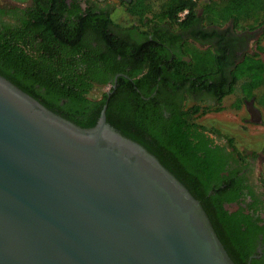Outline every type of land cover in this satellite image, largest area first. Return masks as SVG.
Returning a JSON list of instances; mask_svg holds the SVG:
<instances>
[{
    "label": "trees",
    "instance_id": "16d2710c",
    "mask_svg": "<svg viewBox=\"0 0 264 264\" xmlns=\"http://www.w3.org/2000/svg\"><path fill=\"white\" fill-rule=\"evenodd\" d=\"M120 6L134 22L114 23L110 6L84 10L80 0H30L19 14H13V22L0 27V74L81 127L94 126L106 104V121L153 153L199 200L234 263L264 264L252 256L259 233L264 240V199L244 184L235 168L225 166L229 157L243 164L246 156L232 137L229 143L236 157L198 144L204 134L197 131L203 124L196 117L221 106L181 109L182 116L174 115L173 109L172 117L164 121L154 108L161 100L156 97H162V86L178 77L183 85H191L184 88V98L194 87L216 96L217 104L228 94L235 96L231 102L235 108L250 97L264 104V0H120ZM160 23L185 29L200 25L189 31L182 44L189 61L168 51L165 44L172 46L174 39ZM225 24L234 31L258 29L253 51L230 58L228 39L214 29L208 31ZM133 27L141 39H133ZM215 33L214 43L208 35ZM191 36L205 41L207 47L193 45L187 39ZM104 69L124 72L132 81L119 75L110 93L97 98L90 89ZM157 85V96L149 100L135 90L148 96ZM248 194L250 201L245 200ZM230 202L238 207H225Z\"/></svg>",
    "mask_w": 264,
    "mask_h": 264
},
{
    "label": "water",
    "instance_id": "95a60500",
    "mask_svg": "<svg viewBox=\"0 0 264 264\" xmlns=\"http://www.w3.org/2000/svg\"><path fill=\"white\" fill-rule=\"evenodd\" d=\"M105 107L81 127L0 74V264H235L199 200Z\"/></svg>",
    "mask_w": 264,
    "mask_h": 264
},
{
    "label": "flooded vegetation",
    "instance_id": "af4514ba",
    "mask_svg": "<svg viewBox=\"0 0 264 264\" xmlns=\"http://www.w3.org/2000/svg\"><path fill=\"white\" fill-rule=\"evenodd\" d=\"M120 1V0H119ZM118 1V2H119ZM26 5H18V4H10L9 2H6L5 0H0V27L2 28V25L5 22H13L14 18L12 17L13 14H19V9L27 6ZM80 5L82 9H86L87 6H94V7H105L109 6L108 4H103L101 2H98L96 0H80ZM118 6V5H117ZM120 6V2H119ZM16 7L17 9L16 12L12 11L9 12L8 10ZM110 11H113L111 7L109 8ZM9 12V13H8ZM187 12V9L185 11H180L179 12V17H183ZM114 23H117L114 21ZM120 23V22H118ZM161 25V26H160ZM160 27L162 30L165 31V34H167L169 37H172L174 41L172 42V46L169 45V43H166L165 45L169 48L168 51H172V53L176 52L180 55V58L184 61H189V56L186 55L184 52H182V44L184 40L186 39L187 36H190L189 31L193 29V27H200L198 23H193L187 29L181 28V27H175V25L171 24H166V23H160ZM114 29H117L113 26ZM231 28V29H230ZM209 32H220L223 34L226 39H228L226 46H228L227 53L229 57H233L235 54H242V52H251L253 51L252 47L249 46L250 41H255L258 37V34L255 32L258 31L257 29L253 30H239V31H234L232 27L228 28V24L222 25V26H213L208 28ZM212 29H214L212 31ZM115 31H120V30H115ZM122 32V31H121ZM133 33V39H141L140 33H138L137 29L134 27L130 31ZM192 33V32H191ZM254 34V35H253ZM209 40L215 43L216 38V33L215 35L211 36L210 34ZM234 36V37H233ZM234 38V40H233ZM193 45L205 48L207 47V43L204 41V44L201 40L191 36L187 38ZM229 42V43H228ZM96 42L93 41V44ZM231 60V59H230ZM128 69V68H125ZM119 75H123L125 78H127L128 81H132V77H130L128 74L124 72H114L112 73L111 71H108L107 69H104V71L100 72V80H93L92 87L90 89L91 95L100 98L104 93H110L111 89L116 86L117 83V78ZM103 79V80H102ZM104 80H106L104 82ZM150 84V83H149ZM165 86H162L163 92H162V97L159 94L157 96V88L158 85L155 88H150L148 87L146 90H149V95L144 96V94L140 91L139 88H135L136 91L140 92V96L144 97V99H150L152 96L156 95L157 100L154 104L157 106H154L155 109H157V112L160 114L161 119L164 120H169L172 117V111L174 109V115H181L180 110L183 109H188V108H193V107H198L199 109L204 108V107H216L217 105V97L211 95L209 92L206 90L200 91L194 90V87L191 89L192 92H190V95L188 97H183L184 96V88L189 87L188 82H185V84H182V81L180 77H178L177 81L175 82V79L171 78L168 84H164ZM134 87V86H133ZM230 95V94H228ZM150 97V98H149ZM155 97V96H154ZM252 99V102L248 104L247 102ZM222 100V99H221ZM220 100V101H221ZM219 101V102H220ZM244 105V108L248 112V118L257 123V124H262L264 126V117L262 114V110L264 108V104L259 103L256 101L255 98L250 97V98H244L242 106ZM254 107V108H253ZM198 114V113H195ZM205 113L201 114L202 116ZM182 116V115H181ZM200 116V115H198ZM197 116V117H198ZM196 117V118H197ZM196 122L197 119H195ZM201 125L203 123L198 122ZM197 131H201L204 135L200 136L201 140H198V144L202 145L207 144L211 148H217L221 149L222 151L226 152L227 154L232 153L234 154L233 147L229 143V138L231 135H226L217 130V128L213 127H208L205 124L202 126H197ZM199 137V139H200ZM234 140V139H233ZM262 145H260L257 148H251L250 150L248 149L247 151H242V154L246 156V162L241 164V162L237 159H232L228 158L225 162V166L228 167V164H230V168H235L237 170V175L242 176L244 178V184L246 186L252 187L256 192L260 193L261 197L264 199V192L259 189L257 185H255L254 178L256 177V174L253 172L252 165L254 163L255 158H260L262 160L261 156L264 154V150H262ZM235 156V154L233 155ZM236 157V156H235ZM226 173V170L224 171ZM246 201L251 200L250 194L245 197ZM231 204H236L235 208H232L230 210L236 209L237 203L235 202H230ZM241 204H244L243 202ZM226 207V204H225ZM264 215V213L262 214ZM254 251L255 254H252V256H256L257 258H260L262 261H264V253L262 251L264 250V240L262 238V235L259 233L258 237L254 240ZM256 252L258 254H256Z\"/></svg>",
    "mask_w": 264,
    "mask_h": 264
},
{
    "label": "rangeland",
    "instance_id": "374dc122",
    "mask_svg": "<svg viewBox=\"0 0 264 264\" xmlns=\"http://www.w3.org/2000/svg\"><path fill=\"white\" fill-rule=\"evenodd\" d=\"M5 1L10 4L26 5L30 0ZM96 1L108 4L111 7L113 11H111L110 16L114 21L120 23H132L133 17L125 12L123 7L119 6V0ZM256 33L259 36L260 31H256L255 35ZM249 46L253 49L254 42L250 41ZM262 55L264 56V53H262ZM234 98L235 96L233 94L225 95L217 104L221 106L220 109H211L207 111L203 116H198L196 118L197 121L208 127H215L223 134L231 135L230 137L235 140L237 148L241 151L245 152L248 149L257 148L260 145H262V150H264V126L253 122L250 117L248 118V112L244 108V105H241L238 108L233 107L231 102H233ZM262 111L264 117V108ZM252 169L256 174V177L254 178L255 185L264 192V159L260 160V158H255ZM226 207L232 209L236 207V204L227 203Z\"/></svg>",
    "mask_w": 264,
    "mask_h": 264
},
{
    "label": "built area",
    "instance_id": "2783aa9c",
    "mask_svg": "<svg viewBox=\"0 0 264 264\" xmlns=\"http://www.w3.org/2000/svg\"><path fill=\"white\" fill-rule=\"evenodd\" d=\"M183 11H185V10H183ZM183 11H182V12H183Z\"/></svg>",
    "mask_w": 264,
    "mask_h": 264
}]
</instances>
